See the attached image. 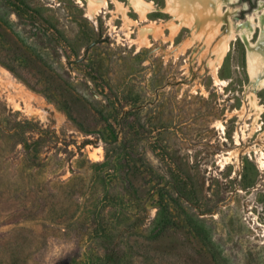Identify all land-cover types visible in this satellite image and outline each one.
<instances>
[{"label":"rangeland","instance_id":"374dc122","mask_svg":"<svg viewBox=\"0 0 264 264\" xmlns=\"http://www.w3.org/2000/svg\"><path fill=\"white\" fill-rule=\"evenodd\" d=\"M150 1L0 0V264H264L246 45L216 85L201 29L141 44L173 20Z\"/></svg>","mask_w":264,"mask_h":264},{"label":"bare ground","instance_id":"6f19581e","mask_svg":"<svg viewBox=\"0 0 264 264\" xmlns=\"http://www.w3.org/2000/svg\"><path fill=\"white\" fill-rule=\"evenodd\" d=\"M165 1L166 8L164 12L166 14H171L173 20L166 24L151 23L148 31L140 36L141 44H147L149 42L147 35L149 31H152L159 37L162 36L164 29H169L171 32L169 40L174 41L184 29L189 28L192 33H195L198 28L201 29L203 36H205L206 43L212 45V49L209 52L212 58L208 59V66L211 70L210 74L215 84L220 85L222 84V80L219 78V70L225 58L228 56L231 43L240 39L247 48L246 61L248 75L250 77V84L246 87V92L248 94L246 102L248 101V103H245L242 110L239 112L240 120L244 123L243 129L246 128L245 131L251 129L250 137L263 131L259 124L264 114V106H260L255 93L264 91V15L261 17L257 15L258 13L256 12L257 19L252 18L248 22L241 23L239 28L235 29L234 24L229 21V12H231L229 3H234L237 0ZM129 3L142 22L149 21V14L156 9L155 3L150 0H129ZM108 5V0H88L89 16L92 18L97 16L98 13L101 12V9H106ZM202 14L205 15V17H203ZM198 21L201 23L200 27L197 24ZM224 27H226V30L222 31ZM258 29L260 30L259 39L256 44H253L251 39ZM199 36H197V38ZM187 49H190V47ZM181 50L183 54L186 52L185 49ZM248 107H250L249 113ZM248 120L253 122L251 126L247 124ZM218 127L221 130L224 128L221 124H219ZM248 127L249 129H247ZM236 141V145L241 146L240 138H237ZM261 160L264 161V156ZM263 161L261 162L264 164ZM225 164L228 165V162Z\"/></svg>","mask_w":264,"mask_h":264},{"label":"flooded vegetation","instance_id":"af4514ba","mask_svg":"<svg viewBox=\"0 0 264 264\" xmlns=\"http://www.w3.org/2000/svg\"><path fill=\"white\" fill-rule=\"evenodd\" d=\"M240 2L241 0H237L234 3H229L231 6H239L237 9H235V11L232 14L233 18H231L235 29H238L241 23L248 22L252 18L257 19L256 17L257 15H260L261 17L264 15V0H259L254 9L251 8L250 4L244 3L243 5H240ZM256 12L258 13L257 15H256ZM244 14H245V17L242 20L239 19ZM259 34H260V30L258 29L254 33V36L252 37L251 41H256L257 43L259 39ZM256 43H253V44H256ZM246 58H247V55H246Z\"/></svg>","mask_w":264,"mask_h":264}]
</instances>
